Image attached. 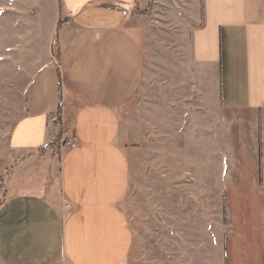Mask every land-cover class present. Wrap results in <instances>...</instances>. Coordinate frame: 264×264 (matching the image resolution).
Here are the masks:
<instances>
[{
    "label": "crops",
    "instance_id": "1",
    "mask_svg": "<svg viewBox=\"0 0 264 264\" xmlns=\"http://www.w3.org/2000/svg\"><path fill=\"white\" fill-rule=\"evenodd\" d=\"M158 12L183 40L185 91L211 115L256 121L264 188V0H0L2 57L40 61L31 64L24 114L0 150V171L14 166L8 183L17 177L24 189L37 164L47 165L41 191L0 201V264L127 261L132 238L119 205L129 183L127 147L143 135L137 34L146 33L139 22L157 27ZM58 130L78 146L52 149Z\"/></svg>",
    "mask_w": 264,
    "mask_h": 264
},
{
    "label": "rangeland",
    "instance_id": "2",
    "mask_svg": "<svg viewBox=\"0 0 264 264\" xmlns=\"http://www.w3.org/2000/svg\"><path fill=\"white\" fill-rule=\"evenodd\" d=\"M157 15L156 28L139 22L146 33L137 34L145 63L135 105L143 135L127 147L129 183L119 205L132 238L125 264H258L264 258V188L255 162L256 121L211 115L185 91L178 71L183 40ZM58 51L52 50L55 62ZM39 63L6 59L0 50V150L24 114L31 64ZM46 166L37 164L35 180L24 189L17 177L8 183L14 166L0 171V201L41 191Z\"/></svg>",
    "mask_w": 264,
    "mask_h": 264
},
{
    "label": "built area",
    "instance_id": "3",
    "mask_svg": "<svg viewBox=\"0 0 264 264\" xmlns=\"http://www.w3.org/2000/svg\"><path fill=\"white\" fill-rule=\"evenodd\" d=\"M57 119H58L57 116L53 117L52 118V122L58 123ZM77 146H78V143L75 140L71 139V138H68V139H65V140H61L59 142V149L60 150H62L63 147H64V149H66V148L67 149H73V148H76Z\"/></svg>",
    "mask_w": 264,
    "mask_h": 264
},
{
    "label": "trees",
    "instance_id": "4",
    "mask_svg": "<svg viewBox=\"0 0 264 264\" xmlns=\"http://www.w3.org/2000/svg\"><path fill=\"white\" fill-rule=\"evenodd\" d=\"M57 117H58L57 122L59 123L60 122V108H58ZM59 133H57V135L54 138V140L50 143V146L57 145V140L59 138ZM4 198H5V196H3V199L2 200H4ZM0 205H1V203H0Z\"/></svg>",
    "mask_w": 264,
    "mask_h": 264
}]
</instances>
